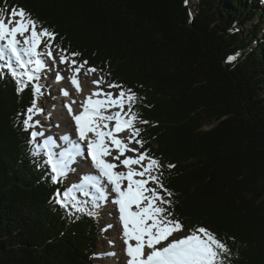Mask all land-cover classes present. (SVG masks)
I'll use <instances>...</instances> for the list:
<instances>
[{
  "label": "trees",
  "instance_id": "1",
  "mask_svg": "<svg viewBox=\"0 0 264 264\" xmlns=\"http://www.w3.org/2000/svg\"><path fill=\"white\" fill-rule=\"evenodd\" d=\"M2 7L24 9L56 34L55 47L102 72L116 91L136 94L137 138L159 162L160 193L183 231L204 227L223 240L227 264H264L262 0H0ZM33 98L32 84L17 92L10 74H0V264H93L99 213L56 202L65 178L52 182L23 124Z\"/></svg>",
  "mask_w": 264,
  "mask_h": 264
},
{
  "label": "snow or ice",
  "instance_id": "2",
  "mask_svg": "<svg viewBox=\"0 0 264 264\" xmlns=\"http://www.w3.org/2000/svg\"><path fill=\"white\" fill-rule=\"evenodd\" d=\"M55 36L53 31L40 26L22 8L19 11L13 8L8 19L0 16V74L7 69L16 81L17 92H22L32 84L34 94L40 93L41 86L38 81L40 73L46 67L44 57L53 58L51 48ZM42 44L43 48H41ZM60 51V63H65L67 60V56L63 54L65 50L60 49ZM235 59L234 55L227 57L229 62ZM72 64L75 65L76 61L73 60ZM81 67L83 65L76 67L75 72H80ZM88 71L95 72L96 69L90 68ZM56 78L61 79L59 75ZM72 83L76 85L77 80L73 78ZM109 87L119 86L111 84ZM64 95L68 93L65 91ZM93 95L99 98L89 96L82 104V112L73 116L78 141L72 140L68 135L61 137L68 146L63 147L59 152L55 150L57 145L52 137H47L35 145L34 154L43 153L46 157L45 164L50 166L53 183L65 176L76 157L83 154L81 142L86 145L87 154L98 172V174L84 175L81 183L72 185L63 193L57 190L56 202L64 207L71 205L76 211L84 212L85 208L82 204L85 202L77 198L78 192L90 198L95 207H99L100 202L108 199L109 192L115 193L113 203L118 205L119 219L123 224V238L127 245L126 254L129 257L127 264H227L230 258L227 244L204 227L190 229L189 234L182 237L174 236L183 226L170 218L172 214L165 205H170L171 201L165 199V196L158 191V188L163 189L159 176L154 174V170L159 169V162L148 156L147 152H139L129 147L132 142L143 146L142 140L135 139L140 134V129L135 127L138 116L133 110L136 94L131 89L125 91L121 88L118 95L102 91ZM107 108L117 110L105 115L103 110ZM35 111V101H33L23 120L26 130L36 126L31 123ZM71 111L69 107V112ZM104 121H114V127L103 130L108 127L107 124L102 126L101 122ZM38 123L37 121L36 124ZM125 130H130L128 143L116 135ZM90 133L94 136L90 137ZM43 135V132L33 130L32 141L35 142L38 136ZM112 148L118 150V154H114ZM129 151L137 153L136 158L128 156L121 160V157ZM108 157L120 161L127 171H117L118 165L110 162ZM146 160L148 162L145 164ZM134 165L140 166V170L134 168ZM150 182H154L157 187H150ZM108 185L111 186L110 189ZM164 191L171 196L166 189ZM87 214L94 215L91 211ZM131 241L135 243H130ZM102 255L113 256L115 253Z\"/></svg>",
  "mask_w": 264,
  "mask_h": 264
},
{
  "label": "rangeland",
  "instance_id": "3",
  "mask_svg": "<svg viewBox=\"0 0 264 264\" xmlns=\"http://www.w3.org/2000/svg\"><path fill=\"white\" fill-rule=\"evenodd\" d=\"M192 1H194V0H192ZM0 16H4L6 19H8L7 17L10 18V14L7 13V9H5V7L0 8ZM43 47H44V45H41V48H43ZM53 47H55V46L53 45ZM53 47L51 48V51L53 53L54 59L53 58L51 59L47 56L44 57V59L46 61V67L40 73V80L38 81V83L41 86L40 93L34 94V98H33V101H35L36 111L32 115L31 123L35 124L36 126H35V128H32L31 132L33 130H35L37 132H43V134H44L42 137L38 136L36 138L35 142H33L31 136H29L34 152H35V145L41 143L43 139L48 137V134L50 132L54 131V128H53V126H51L52 124L50 121L55 122L56 120H54L52 115H49L50 111L47 110V108L56 104L57 99L55 97L57 95L58 89L55 92V94H51L50 90H49V84L48 83L53 81L52 78L56 79V76H54V75L57 74L56 70L58 68V65H59V71L58 72L63 71V69H69V70L71 69V72H74L78 76V78L81 79L86 84L91 85L92 82H95L98 80L100 82V84H104L102 86L103 92H105V93L106 92H112L114 95H118V93H119L118 91H116L117 90L116 87H113V88L109 87V85H111V83H109V81H107L105 75L102 72H100L99 70H96L95 72H89L88 70L90 69V67H88L84 62H79L75 58L73 59L72 56L68 57L67 54L63 53L65 56H67L68 65H63V63H60L61 51L59 48H57V47L53 48ZM239 55H240V53H237L235 56L239 57ZM73 60L76 61L75 65L72 64ZM81 65H83V67H81L80 72H78V73L75 72L74 69L76 67H80ZM4 71L7 72L6 69H4ZM33 101L31 103V106L33 104ZM37 121L39 122L38 124H36ZM135 127H137V125ZM123 133H124V136L123 137L119 136V138L121 140H123L125 143H128V137L130 135V130H125ZM135 139H138V138L136 137ZM57 142H59V141H57ZM129 147L135 148L139 152H141V149H142V147L135 142L130 143ZM55 150L57 152H59V147H57ZM41 154H43V153H41ZM114 154H118V150H116V152H114ZM136 155H137V153L129 151V152H126L124 154V156L121 157V160L124 159L125 157H128V156L136 158ZM45 159H46V157H45ZM111 159H112V157H111ZM112 162L116 163L119 167L121 166L120 161H115L112 159ZM147 162L148 161L146 160L144 163L146 164ZM74 167L75 166H73L71 168V174L70 175L63 176L66 180V189L71 187L72 185H74L73 179L75 178V176H77L76 173H78V171ZM136 169L140 170V166L139 167L137 166ZM67 173H69V172H67ZM154 174L158 175V170H154ZM149 186L150 187H157V185L154 182H150ZM158 191H161V189L158 188ZM77 198L80 201L85 202L82 204L83 206L88 205L91 208H95L98 211L99 217H100L99 224H100L101 232L103 233V235L99 238V245L95 249L96 252H95V255L93 257V264H108L110 261V258L108 257V255H102V254L109 253L110 251H112L114 249V244H116L117 247H119V245L117 244V240H118L117 236L118 235L116 234V229L114 226V222L116 221V216H115L116 214L115 213H114V215L112 214V211H114V208H113L114 204H113L111 210H108L110 207V203H113V199L112 200L107 199L106 201L100 202V206L95 207L92 204L90 198L85 197L83 195L80 196L79 193H77ZM117 227H118V224H117ZM187 234H189V233L181 230V231L175 233L174 236L182 237V236L187 235ZM121 246L123 247V245H121ZM119 250H120V247H119Z\"/></svg>",
  "mask_w": 264,
  "mask_h": 264
},
{
  "label": "bare ground",
  "instance_id": "4",
  "mask_svg": "<svg viewBox=\"0 0 264 264\" xmlns=\"http://www.w3.org/2000/svg\"><path fill=\"white\" fill-rule=\"evenodd\" d=\"M53 48H55V47H53ZM63 65H68V60H66V62L63 63ZM56 71H57V74L54 76L57 77V75H59L61 77V79L57 80V78L56 79L52 78L53 81L48 83L49 84V90H50L51 94H55V92L58 89L57 95L55 97L57 99L56 104L55 105L51 104L52 106L47 108V110L50 111L49 115L54 116V118L56 120L55 122L50 121L52 124L51 126H53V128H54V131L50 132L48 134V137H53V139L55 141H59L58 145H60V147H59V151H60V150H62L63 147L68 146L61 139V137L68 135L72 138V140L78 141L79 137H78V132L76 131V125H75V121L73 119V116L79 114L83 110L82 104L89 96H93V98H99V97L94 96L93 94L96 92H101V91L103 92L102 86L104 84H100V83L97 84V83H95L96 82L95 81V82H92L91 85H88L85 82H83L81 79H79L78 76L74 72H71V69L70 70L69 69H63V71L58 72L59 71V65H58V68ZM73 78H75L77 80L76 85H74L72 83ZM65 91L68 93V95H64ZM69 107H71V109H72L71 113L69 112ZM116 110L117 109H115V108H107V109L103 110V114L109 115V114H112L113 112H115ZM101 124H102V126H103V124L108 125L109 121L101 122ZM112 124H114V121L111 122L109 127H107V129H105V130L112 129L113 128ZM116 135L119 138V136L123 137L124 133L121 132V133H118ZM89 136L92 137V136H94V134L90 133ZM81 144L83 147V154L80 156H77L75 162L71 164V165L75 166L76 167L75 169L78 171V173H76L77 176H75V178L73 179L74 184L81 183L82 177L84 175L98 174L97 170L94 168V166L91 162V157L87 154L86 145H84V142H81ZM112 151L114 153V152H116V149L112 148ZM107 159L110 162H112L111 157H108ZM91 169L94 172H92ZM70 174H71V172H70ZM106 183L107 182L105 181V184ZM110 187L111 186L108 185L109 189H110ZM108 199L114 200L115 199V193L109 192ZM113 204L114 203H110V207L108 210H111ZM113 208H114V211H112V214L113 215H114V213L116 214L115 215L116 221L114 222V226L116 229V234L118 235L117 236L118 237L117 244L119 245L120 250H119V247H117V245L114 244V249L112 251H110L109 253H115V255H113V256L108 255V257L110 258V261L108 264H127V260L129 259V257H127V254H126L127 245L124 243L123 224L119 219L118 205L114 204ZM117 224H118V227H117ZM130 243L134 244L135 242L131 241ZM121 245H123V247Z\"/></svg>",
  "mask_w": 264,
  "mask_h": 264
}]
</instances>
